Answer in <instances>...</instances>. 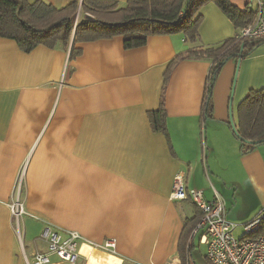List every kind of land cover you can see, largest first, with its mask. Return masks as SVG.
I'll return each mask as SVG.
<instances>
[{"label":"crops","instance_id":"0c3cea01","mask_svg":"<svg viewBox=\"0 0 264 264\" xmlns=\"http://www.w3.org/2000/svg\"><path fill=\"white\" fill-rule=\"evenodd\" d=\"M45 1L63 8L73 0ZM230 1L241 11L250 4ZM201 14L202 46L236 35L216 4ZM77 46L81 54L70 59V50L24 52L0 37V264H27L24 249L44 250L47 225L91 243L115 239L114 253L94 247L118 258L115 264L181 263L191 212L187 201L169 200L179 173L208 201L216 190L241 229L264 210V143L242 154L230 116L237 125L241 102L264 88V43L224 64L211 119L203 115L211 62L185 60L174 68L166 92L172 147L148 113L159 108L168 64L192 47L184 36H150L133 49L122 36ZM18 199L19 221L11 208ZM79 263H87L82 251Z\"/></svg>","mask_w":264,"mask_h":264},{"label":"trees","instance_id":"16d2710c","mask_svg":"<svg viewBox=\"0 0 264 264\" xmlns=\"http://www.w3.org/2000/svg\"><path fill=\"white\" fill-rule=\"evenodd\" d=\"M209 3L216 4L229 17L237 32L255 17L252 9L241 11L230 0H73L63 8L45 0H0V37L15 40L24 52L38 46L70 50L73 59L81 54L82 49L77 45L82 42L122 36L125 48L133 49L145 46L150 36L182 34L192 47L177 54L168 64L159 108L148 113L153 130L164 133L172 147L167 128L166 92L174 68L185 60L211 62L203 108L204 117L211 119L212 91L224 64L252 54L264 43L263 39L239 41L234 36L218 46L199 44L201 9ZM236 129L234 135L241 143L242 154L264 143V88L250 91L241 102ZM247 140L260 142L252 144ZM195 208L194 217L185 220L179 243L183 264H187L188 240L201 218Z\"/></svg>","mask_w":264,"mask_h":264},{"label":"built area","instance_id":"2783aa9c","mask_svg":"<svg viewBox=\"0 0 264 264\" xmlns=\"http://www.w3.org/2000/svg\"><path fill=\"white\" fill-rule=\"evenodd\" d=\"M248 9L255 12V17L249 25L236 32V38L239 41L264 39V0H250ZM169 200L191 201L201 213L188 243L189 250L194 247V239L199 235V245L205 246V257L212 264H264V230H261L264 210L243 225V235L239 238L236 236L239 225L228 220L225 201L216 190L214 198L208 201L202 190L188 189L184 174L179 173L175 176ZM11 208L19 221L24 213L23 203L18 199ZM41 240L46 243L44 250L31 254L23 250L27 264H80L85 244L108 253H114L117 248L115 239L91 243L76 231L59 230L51 225L43 228ZM54 256L57 261L53 260Z\"/></svg>","mask_w":264,"mask_h":264},{"label":"rangeland","instance_id":"374dc122","mask_svg":"<svg viewBox=\"0 0 264 264\" xmlns=\"http://www.w3.org/2000/svg\"><path fill=\"white\" fill-rule=\"evenodd\" d=\"M22 180V178H20V181ZM186 205H188L190 207V212H191V216H189V218L191 219L192 217H194V215L196 214V208L195 206L193 205V203L191 201H187L185 202ZM22 224V223H21ZM243 235V230L241 228H238L236 230V236L237 237H242ZM191 237V235H190ZM190 240V238H189ZM189 240H188V243H189ZM43 246H44V249H45V245L46 243L43 241ZM188 246V244H187ZM205 246H200L199 245V235L194 239V247H192L190 249L191 251V256L189 255L188 253V257H187V264H190L191 261H193V264H212L209 260H207V258L205 257ZM28 253V252H27ZM191 257V258H190ZM189 258L191 260H189ZM53 260L54 261H57L58 258L57 257H53ZM174 264H183L182 262H176Z\"/></svg>","mask_w":264,"mask_h":264},{"label":"bare ground","instance_id":"6f19581e","mask_svg":"<svg viewBox=\"0 0 264 264\" xmlns=\"http://www.w3.org/2000/svg\"><path fill=\"white\" fill-rule=\"evenodd\" d=\"M81 251L87 257L86 264H115L120 262L118 258L111 254L99 253V250L97 251L90 244L83 245Z\"/></svg>","mask_w":264,"mask_h":264},{"label":"water","instance_id":"95a60500","mask_svg":"<svg viewBox=\"0 0 264 264\" xmlns=\"http://www.w3.org/2000/svg\"><path fill=\"white\" fill-rule=\"evenodd\" d=\"M241 50H243V48H242ZM230 116H231V123H232V125H233V127H234V130L237 131V129H236V125H235V123H234V121H233L232 113L230 114ZM237 133H238V132H237ZM246 142L254 144V143H259L260 141H249V140H247Z\"/></svg>","mask_w":264,"mask_h":264}]
</instances>
